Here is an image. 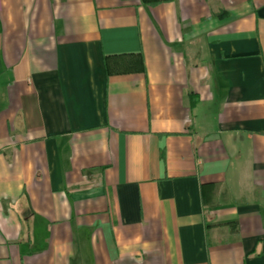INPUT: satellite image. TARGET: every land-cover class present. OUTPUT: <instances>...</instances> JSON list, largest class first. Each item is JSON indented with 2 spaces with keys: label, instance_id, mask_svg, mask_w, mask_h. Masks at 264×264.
Instances as JSON below:
<instances>
[{
  "label": "crops",
  "instance_id": "crops-1",
  "mask_svg": "<svg viewBox=\"0 0 264 264\" xmlns=\"http://www.w3.org/2000/svg\"><path fill=\"white\" fill-rule=\"evenodd\" d=\"M0 264H264V0H0Z\"/></svg>",
  "mask_w": 264,
  "mask_h": 264
}]
</instances>
